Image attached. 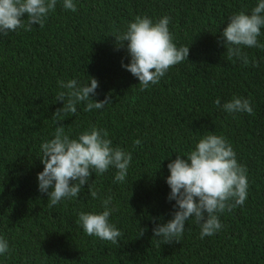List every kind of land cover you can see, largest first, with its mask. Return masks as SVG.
Listing matches in <instances>:
<instances>
[{
    "label": "trees",
    "instance_id": "obj_1",
    "mask_svg": "<svg viewBox=\"0 0 264 264\" xmlns=\"http://www.w3.org/2000/svg\"><path fill=\"white\" fill-rule=\"evenodd\" d=\"M74 2L76 12L57 0L43 28L0 36V236L11 250L0 264H264V48L243 49L259 65L245 66L228 60L219 42L229 17L250 13L258 0ZM165 15L174 43L190 46L188 60L141 91L122 67L130 61L127 42L120 47L115 36L136 16ZM258 41L264 44V28ZM89 76L99 85L94 99L110 95L111 103L87 112L79 103L60 123L72 138L91 125L106 129L114 147L132 153L124 182H114L111 168L89 181L101 198L113 197L109 219L122 232L118 244L88 236L77 223L81 211H103L87 185L78 198L53 207L38 190L40 145L53 138L52 115L63 107L57 81L86 84ZM233 96L250 99L254 115L229 114L214 103ZM208 132L226 137L246 167L247 200L220 215L223 228L210 237L200 238L192 218L180 243H158L152 229L172 219L175 204L167 199V164ZM137 139L141 145L134 147ZM140 228L147 229L142 236Z\"/></svg>",
    "mask_w": 264,
    "mask_h": 264
},
{
    "label": "clouds",
    "instance_id": "obj_2",
    "mask_svg": "<svg viewBox=\"0 0 264 264\" xmlns=\"http://www.w3.org/2000/svg\"><path fill=\"white\" fill-rule=\"evenodd\" d=\"M57 0H0V36H7L17 29L31 31L34 25L43 28L51 12L56 8ZM66 10L76 12L74 0H63ZM26 17V21H25ZM170 17L165 15L156 21L148 16H136L127 29L115 36L117 45L125 46L130 57L123 64L127 71L139 80L140 90L156 85L168 70L188 60L190 46H177L169 30ZM264 28V0L251 9L250 13L239 11L232 14L227 26L220 34L219 42L226 48L228 60H239L243 65L249 63L258 67V61L249 60L245 48H264L258 41ZM63 89L56 101H63V107L53 113L57 124L53 138L40 145L44 165L37 174L38 190L48 197V207H53L65 199L78 198L83 186H88L92 199H101V212L78 213L77 223L88 236L118 244L122 236L120 229L110 222V215L116 209L112 206L111 195L101 198L95 189L93 172L102 175L109 169H115L114 182H124L132 162V153L119 146H113L106 129L91 125L75 138L65 131L60 121L67 115L77 113V105L84 103V111L103 109L111 103L110 95L103 100L94 99L98 95V81L89 76V83L81 84L77 79L57 81ZM218 108L229 113H247L254 115L251 100L233 96L221 105L220 98L214 101ZM140 146L139 139L133 142ZM186 157V159L182 158ZM169 175L166 183L170 188L167 197L175 201L172 219L155 223L152 229L158 243H180L186 222L194 218L200 226V238L210 237L223 228L220 215L231 213L247 200L249 181L247 169L236 158L231 143L223 135L208 132L202 135L186 156L176 155L167 164ZM146 228H140V236ZM8 240L0 236V255L10 254Z\"/></svg>",
    "mask_w": 264,
    "mask_h": 264
}]
</instances>
